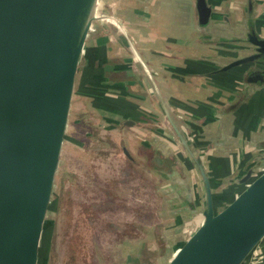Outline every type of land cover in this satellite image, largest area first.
<instances>
[{"label":"crops","instance_id":"crops-1","mask_svg":"<svg viewBox=\"0 0 264 264\" xmlns=\"http://www.w3.org/2000/svg\"><path fill=\"white\" fill-rule=\"evenodd\" d=\"M103 1L118 23L88 41L73 96L76 124L85 113L118 133L126 157L155 183L163 220L182 232L204 220L202 169L220 211L264 166V61L223 71L253 54L249 34L264 39V0H208V29L198 25L196 0ZM162 235L165 256L173 242ZM260 248L264 254V240Z\"/></svg>","mask_w":264,"mask_h":264},{"label":"water","instance_id":"water-1","mask_svg":"<svg viewBox=\"0 0 264 264\" xmlns=\"http://www.w3.org/2000/svg\"><path fill=\"white\" fill-rule=\"evenodd\" d=\"M196 9L208 29L213 7ZM115 23L103 0H0V264H40L81 62L91 36ZM248 42L253 54L224 72L264 61V39L253 31ZM201 173L204 220L167 264H247L264 240V166L220 211Z\"/></svg>","mask_w":264,"mask_h":264},{"label":"rangeland","instance_id":"rangeland-1","mask_svg":"<svg viewBox=\"0 0 264 264\" xmlns=\"http://www.w3.org/2000/svg\"><path fill=\"white\" fill-rule=\"evenodd\" d=\"M78 106L76 100L71 108L40 264H129V249H120L119 234L131 222L143 225L142 230L134 227L142 235L137 242L138 257L144 254L142 259L148 258L152 264H167L180 248L176 244L187 241L201 224L191 222L184 226V232L182 227L172 230L171 224L163 220L168 212L161 210L164 203L155 183L146 180L149 175L142 166L126 157L118 133L104 131L85 113L76 124ZM87 120L94 127H89ZM109 224H120L116 234ZM157 226L173 242L159 259ZM151 247L155 252L150 251Z\"/></svg>","mask_w":264,"mask_h":264},{"label":"trees","instance_id":"trees-1","mask_svg":"<svg viewBox=\"0 0 264 264\" xmlns=\"http://www.w3.org/2000/svg\"><path fill=\"white\" fill-rule=\"evenodd\" d=\"M47 225V224H46ZM111 225V228L113 229V231L116 232L118 231V229H120V224H109ZM141 229L143 228L142 224H137L136 222H131L128 224H125L123 226V228L121 229L122 231L119 234V242L121 243L120 245V249L123 251L126 249L128 251V258L127 261H129V264H144V263H148L147 264H152V261H150L148 258L147 259H142V257H138L137 251L139 250L137 242L141 240L142 235L138 234L137 231H135V228ZM46 228V226H45ZM129 231L128 233L126 231ZM157 240H158V244H159V249L160 251L158 252V258L164 256L166 249H165V243L166 240L164 238V235L161 234V230H159V227L157 226ZM128 238V239H126ZM134 242H136L135 244H133ZM133 248V250H132ZM135 248V249H134ZM158 249V250H159ZM155 247H151L150 251L151 252H155ZM149 255V254H148ZM40 260H41V256H40ZM158 260V259H157Z\"/></svg>","mask_w":264,"mask_h":264},{"label":"built area","instance_id":"built-area-1","mask_svg":"<svg viewBox=\"0 0 264 264\" xmlns=\"http://www.w3.org/2000/svg\"><path fill=\"white\" fill-rule=\"evenodd\" d=\"M260 246L257 248V251L253 253L247 264H262L264 261V254L262 253Z\"/></svg>","mask_w":264,"mask_h":264}]
</instances>
